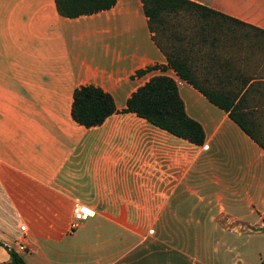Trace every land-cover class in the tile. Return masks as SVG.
<instances>
[{
  "label": "crops",
  "instance_id": "0c3cea01",
  "mask_svg": "<svg viewBox=\"0 0 264 264\" xmlns=\"http://www.w3.org/2000/svg\"><path fill=\"white\" fill-rule=\"evenodd\" d=\"M194 1L264 29L243 14L252 0ZM166 64L141 0L75 18L54 0H0V262L11 248L26 264H223L229 239L264 244L248 228L264 226V149L173 69L135 74ZM158 74L203 144L132 112L72 119L75 87H101L120 110ZM76 206L91 215L74 220Z\"/></svg>",
  "mask_w": 264,
  "mask_h": 264
},
{
  "label": "trees",
  "instance_id": "16d2710c",
  "mask_svg": "<svg viewBox=\"0 0 264 264\" xmlns=\"http://www.w3.org/2000/svg\"><path fill=\"white\" fill-rule=\"evenodd\" d=\"M54 1L58 13L68 18L97 13L111 8L117 2V0ZM141 2L151 38L166 57L167 64L138 69L135 74L140 76L156 68L173 69L177 76L226 111L229 117L264 149V144L249 126L253 125L250 116L253 114L252 110L256 108L254 103H250L253 100V93L259 91L264 95V66L261 68L263 74L258 70L253 74H247L242 68V65L251 61L255 49L264 53V29L194 0H141ZM180 17L188 25L166 34L169 31L167 24L176 18L174 22L176 26L179 25L182 21ZM157 34L166 36L165 44L160 42ZM232 39L234 45L238 46V52L242 54L240 59L235 55L234 61L231 55L223 53L226 46H232ZM243 50L250 53L247 58H244L246 55L241 52ZM198 51L203 53L199 55ZM201 55L207 60L205 65L207 72L202 80H199L195 73L194 60H198ZM240 61L241 67L237 71L238 65L235 64ZM213 83L215 84L212 85ZM116 112L135 113L153 125L196 145L204 143L203 127L186 113L177 83L169 75L151 76L131 92L125 107L120 110L116 108L112 95L99 86L84 84L74 88L70 113L72 119L80 125L86 128L100 125ZM7 249L10 259L0 264H26L13 249Z\"/></svg>",
  "mask_w": 264,
  "mask_h": 264
},
{
  "label": "rangeland",
  "instance_id": "374dc122",
  "mask_svg": "<svg viewBox=\"0 0 264 264\" xmlns=\"http://www.w3.org/2000/svg\"><path fill=\"white\" fill-rule=\"evenodd\" d=\"M207 4H210L212 0H205ZM255 2V4H253ZM252 4L254 5L252 9L250 7L244 8V16L248 17L249 19L253 21H257L259 23L264 24V0H252ZM249 6V5H248ZM251 9V11L249 10ZM181 18V17H180ZM176 18L171 20L167 24V28L169 29L167 33H169L171 30L183 28L182 26H187V22L181 18L182 21H180V24L176 26ZM182 24V25H181ZM178 27V28H176ZM165 34V33H164ZM251 36V35H250ZM158 39L162 44L166 43V36L157 34ZM171 41H173V38H171ZM176 43V41H175ZM237 45H232L231 47L226 46L225 51L223 53H227V55H231L240 59L241 53L237 50ZM199 55L203 53V51H198ZM244 55H246L244 58H247L250 53L243 50L241 51ZM195 53V52H192ZM253 56L251 58V61L246 64L242 65V68L245 73L247 74H253L256 70L259 71L260 74H263V70L261 68L264 66V53L263 51L255 49L252 52ZM199 55H194V57H199ZM193 57V56H192ZM193 57V58H194ZM206 61L203 55L200 56L198 60H194V67H195V73L198 76L199 80H202L204 77V74L207 72V69H205ZM236 69H240L241 67V61L237 62L235 66H237ZM236 69L234 71H236ZM209 76V75H206ZM204 85H206L205 82H203ZM208 84V82H207ZM213 83L212 85H214ZM211 85V86H212ZM234 88V87H233ZM264 92V89H263ZM251 101V100H250ZM253 101V102H252ZM250 103H254L256 105V108L253 109V114L250 116L251 122H253V125L249 124V126L252 128L256 136L260 139V141L264 144V95L261 92H255L253 95V100ZM250 122V121H249ZM250 122V123H251ZM227 248L225 252V256L223 259V264H264V252L263 247L264 244L260 240H246V238H241L239 240L237 239H229L227 240ZM241 257V259H239Z\"/></svg>",
  "mask_w": 264,
  "mask_h": 264
},
{
  "label": "built area",
  "instance_id": "2783aa9c",
  "mask_svg": "<svg viewBox=\"0 0 264 264\" xmlns=\"http://www.w3.org/2000/svg\"><path fill=\"white\" fill-rule=\"evenodd\" d=\"M89 215H91V211L89 209H87L86 207L76 206L74 208L73 219L76 221L85 220ZM73 226H76V224H74ZM19 229H20V232L22 233L23 237H26V234H27L26 226L24 224L20 225ZM26 247H27V243L25 242V240H22V242H20L16 245V249L19 251H25Z\"/></svg>",
  "mask_w": 264,
  "mask_h": 264
},
{
  "label": "water",
  "instance_id": "95a60500",
  "mask_svg": "<svg viewBox=\"0 0 264 264\" xmlns=\"http://www.w3.org/2000/svg\"><path fill=\"white\" fill-rule=\"evenodd\" d=\"M248 228H249L251 231H255V232H264V226H258V227L248 226Z\"/></svg>",
  "mask_w": 264,
  "mask_h": 264
}]
</instances>
